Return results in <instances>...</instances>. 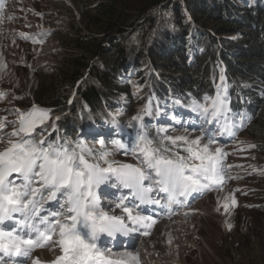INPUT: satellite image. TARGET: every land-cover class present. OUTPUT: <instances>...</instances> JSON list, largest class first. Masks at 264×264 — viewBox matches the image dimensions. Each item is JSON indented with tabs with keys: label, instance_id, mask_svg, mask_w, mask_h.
Masks as SVG:
<instances>
[{
	"label": "trees",
	"instance_id": "obj_1",
	"mask_svg": "<svg viewBox=\"0 0 264 264\" xmlns=\"http://www.w3.org/2000/svg\"><path fill=\"white\" fill-rule=\"evenodd\" d=\"M56 7L75 19L67 23L72 33L57 37L72 54L60 58L55 75L36 72L31 92L34 104L51 109L49 121L37 129L47 141L79 152L75 142L82 140L90 148L83 135L110 124L124 98V114L116 119L135 141L139 123L133 117L145 107L161 113L167 102L179 100L191 112L193 100L215 97L224 70L230 115L239 123L243 114L237 133L249 135L247 152L264 156V0H66ZM130 73L139 81L137 96L122 81ZM20 97L17 108L27 103ZM143 122L156 136L158 116H144ZM256 174L264 179L260 170L248 178ZM250 211L262 235L255 220L253 235L242 242L250 244L252 237L260 252H240L242 242L231 243V250L240 252L242 264H264V207Z\"/></svg>",
	"mask_w": 264,
	"mask_h": 264
},
{
	"label": "snow or ice",
	"instance_id": "obj_2",
	"mask_svg": "<svg viewBox=\"0 0 264 264\" xmlns=\"http://www.w3.org/2000/svg\"><path fill=\"white\" fill-rule=\"evenodd\" d=\"M21 38L28 39L23 34ZM219 79L215 97H205L203 103L193 100L188 106L199 117L189 127L171 116L180 127L157 128L153 137L144 116L161 113L153 111L151 104L145 107L143 115L133 117L139 129L130 150L120 139L111 140L112 151L99 139L101 151L95 155L82 140L75 142L79 152L67 143L49 142L37 129L49 121L50 114L36 105L25 112L16 110L18 120L7 136L3 133L6 125L0 120V142L6 143L0 151V264H28L35 249H51L54 244L60 254L50 264H141L139 254L128 250L131 245L125 246L118 237L151 235L157 220L144 214L142 206L155 205L171 213V204L190 207L196 199L221 191L226 183L223 161L227 153L216 137L236 136V130L243 127V114L239 123L233 122L223 72ZM6 95L0 92V100ZM109 123L115 131L121 130L116 116ZM208 125H215L216 131ZM192 130L198 134L190 136ZM86 135L97 140L92 129ZM121 149L136 163L111 159ZM102 187L128 192L115 196L106 211L98 195ZM161 193L163 197L157 198ZM52 201H59V209L43 215L45 203ZM222 206L227 212L236 206L235 198L226 197ZM5 222H14V226L6 229ZM231 227L228 225L229 230ZM102 237L109 238L110 246L101 245Z\"/></svg>",
	"mask_w": 264,
	"mask_h": 264
},
{
	"label": "rangeland",
	"instance_id": "obj_3",
	"mask_svg": "<svg viewBox=\"0 0 264 264\" xmlns=\"http://www.w3.org/2000/svg\"><path fill=\"white\" fill-rule=\"evenodd\" d=\"M59 1L65 2L66 0H6L4 2L0 15V28L3 30L0 38V91H5L7 95L3 100H0V120H2V117L7 119L3 120L6 125L3 129L5 136L13 131V123L18 120V116L15 114L17 109L15 105L20 99L17 100V98L19 96L26 98L24 102L27 103L22 108H18L21 109V112L27 111L26 108L32 103L31 92L37 85L36 72H48L53 76L56 74V69L60 67V58L72 54V52L61 47L57 37L59 33L62 34L61 36L72 33L67 23L75 19V16L68 17L65 12H62L63 10L58 9L56 3ZM182 20L185 22L190 21L186 15L183 16ZM38 31L50 33L39 46L35 45L38 40L33 37ZM25 33L32 34L28 41L18 38L19 35ZM231 39L234 42L239 41V36H233ZM122 81L131 84L135 92L138 90L139 81H135L133 73L124 77ZM20 102L22 101L20 100ZM169 103L172 104L174 101L167 102L168 106ZM173 114L172 109L163 110L158 117L156 126L169 129L179 128L180 125L174 124L170 119ZM178 119L181 121V118ZM181 123L183 124L182 121ZM189 125L190 123L184 124L185 127H189ZM198 126L199 123L196 124V127ZM179 134L181 133L172 132V135ZM188 134L195 136L194 134ZM104 136L108 140L122 139V141L129 137L122 128L117 132L112 125L110 128L108 127V131H104ZM245 137L250 138L248 134ZM85 138L88 139L90 145L94 143L93 147L96 148L98 141L93 140L91 136L86 134ZM248 138H243V141L248 143ZM2 145L4 149L6 143L2 142ZM227 148L229 149L227 151L222 149L227 153L223 161L227 177H231L230 170L226 168V165L229 164L234 166L232 172L236 171L238 173L237 177H234V179L226 177V183L221 191L210 192L202 199H196L190 207H186L181 211V213L194 211L190 216L177 217L178 219L175 218L171 222H161L160 224L171 228L172 237L169 239L171 243L168 240L167 242H161L159 246L155 245L158 237L155 236L156 231L154 230L155 232L152 233L150 238L155 239V241L150 245L159 248L156 250L157 253L152 255L153 253L147 251L148 246L145 242L150 238L142 240L138 245L139 247L134 249L139 254L140 260L142 259L145 264L155 262L152 260V256L156 260L158 259L156 263L166 264L159 258L162 247L167 248L164 251V256H167L168 262L171 264H242L243 262L241 263L239 259L241 251L247 253L260 252V249L257 250L258 245L255 239L249 237L250 244H247L246 240L242 242V238L251 236L254 232L255 220L258 228L259 220L256 218L255 213H251L250 209L260 205L264 207V187L262 186L264 179H261L258 174L251 178L244 176L242 165L243 163L252 165L264 174V156L255 152L235 155L233 154L234 146ZM246 154H249V156ZM237 166L240 169L234 170ZM105 188L102 187L101 189ZM122 190L124 189H121L120 192ZM246 192L249 195L246 196ZM226 197H234L236 200V206H230L227 212L222 206ZM228 203L230 204V199ZM177 220L179 221L177 222ZM228 225L232 226L231 230H229ZM256 231L259 235H262L259 228ZM175 241L181 242V245L175 247L176 251L174 250V253H168L169 247L175 245ZM233 242H236V246L242 242L237 256H235V251L231 250V243ZM229 249L231 250L230 253ZM171 253L176 258L170 257Z\"/></svg>",
	"mask_w": 264,
	"mask_h": 264
},
{
	"label": "bare ground",
	"instance_id": "obj_4",
	"mask_svg": "<svg viewBox=\"0 0 264 264\" xmlns=\"http://www.w3.org/2000/svg\"><path fill=\"white\" fill-rule=\"evenodd\" d=\"M2 31L3 30H1V28H0V38H1V33H2ZM126 98H124L123 100H125ZM122 100V101H123ZM121 101V100H120ZM121 101V102H122ZM126 102V101H125ZM117 103V102H116ZM118 104V103H117ZM115 105V104H114ZM123 105V104H122ZM117 106V105H116ZM122 108H124V106L122 107ZM114 110H115V108H113ZM112 112V111H111ZM123 113V112H122ZM113 114V113H112ZM124 114V113H123ZM118 117V116H117ZM107 118V117H106ZM120 118V117H119ZM120 119H118V121H119ZM122 121V120H121ZM121 121H119V122H121ZM125 121H127V120H125ZM124 121V122H125ZM105 122V121H104ZM127 123V122H126ZM104 196H106V194H103ZM108 209H110V208H108ZM184 210V208L182 207L181 208V211H183ZM52 211V210H51ZM143 211V213L144 214H146V215H149V212H150V210L148 209V208H145L144 210H142ZM187 215L185 214V213H181V214H179V213H177L176 211H175V209H172V212L171 213H168V214H152V217L154 218V219H156L157 220V223L155 224V226L153 227V231L151 232V235H152V233L153 232H155L156 233V237H158V239L156 240V243H155V245L157 244L158 246H159V244L161 243V242H167L171 237H172V235H171V228H169V227H167V225L166 226H164V224H160L161 222H163V221H170L171 222V220H175V218L176 219H178L177 217H186ZM17 218H19V215L17 214ZM179 220H177V222H178ZM176 222V223H177ZM190 222V221H189ZM13 223V225H14V222H12ZM161 226H164V227H161ZM155 230V231H154ZM25 231H27V230H25ZM151 235L150 236H147V237H145L144 239H139V238H137L136 240H135V242L133 243V246L131 247V248H129L128 250H134L135 249V244L137 243L138 245L141 243V241L142 240H146V239H148V238H150L151 237ZM174 235V234H173ZM102 238H106V237H102ZM57 239V237H53V240L55 241ZM154 241H155V239H151L150 238V240H146V242H145V244L148 246L147 248V251H148V253H153L152 255H154L155 253H157V251L156 250H158L159 248H154L153 246H151L150 244H152V243H154ZM177 245H181V242H176L175 241V245H172V246H170L169 247V250H168V253L169 252H172V253H174L175 251H176V246ZM55 246V244L52 246V248ZM102 246H110V245H102ZM51 248V249H52ZM51 249H49V248H37V249H35L34 251H33V253H32V256L28 259V264H32V261H34V260H36V259H39L40 261H41V264H50V262L51 261H53L55 258H56V256L57 255H59L60 254V250H59V247H58V245H56L55 246V248L54 249H52V251H51ZM166 249L167 248H163L162 247V251H161V253L159 254V258L163 261V262H166V264H171V263H169L168 262V258H167V256L165 255L164 256V254H165V252L164 251H166ZM171 250V251H170ZM175 250V251H174ZM144 251V250H143ZM142 251V252H143ZM171 253V255L170 254H168V255H170V257L171 256H173V258H176V256L174 255V254H172ZM156 257V256H155ZM8 258L6 257L5 258V260H7ZM17 259H19V258H17ZM152 260L153 261H157L155 258H153V256H152ZM141 264H145V262H143V260L141 259Z\"/></svg>",
	"mask_w": 264,
	"mask_h": 264
}]
</instances>
